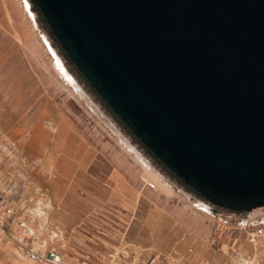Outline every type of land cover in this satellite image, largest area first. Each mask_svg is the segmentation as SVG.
<instances>
[{
  "label": "water",
  "instance_id": "1",
  "mask_svg": "<svg viewBox=\"0 0 264 264\" xmlns=\"http://www.w3.org/2000/svg\"><path fill=\"white\" fill-rule=\"evenodd\" d=\"M28 2L149 165L213 211L264 204V0Z\"/></svg>",
  "mask_w": 264,
  "mask_h": 264
},
{
  "label": "rangeland",
  "instance_id": "2",
  "mask_svg": "<svg viewBox=\"0 0 264 264\" xmlns=\"http://www.w3.org/2000/svg\"><path fill=\"white\" fill-rule=\"evenodd\" d=\"M114 173L140 205L124 202L122 187L99 188L96 195L111 194L109 204L84 211L64 230L62 211L72 208L59 210L58 197L82 198ZM0 193L10 210L0 264H49L28 259L33 248L57 253L63 264H264V204L244 216L202 211L144 167L56 70L20 0H0ZM40 196L52 218L44 224L33 210Z\"/></svg>",
  "mask_w": 264,
  "mask_h": 264
},
{
  "label": "crops",
  "instance_id": "3",
  "mask_svg": "<svg viewBox=\"0 0 264 264\" xmlns=\"http://www.w3.org/2000/svg\"><path fill=\"white\" fill-rule=\"evenodd\" d=\"M23 8V7H22ZM90 156V151H88V155L86 154V158ZM93 178L94 180H96L95 177H91ZM89 180L90 182V178H86ZM97 181V180H96ZM108 184L104 185H100V186H96L95 187V191L92 190L90 192H94V195L89 194V195H85L84 197L82 198H74V199H71V198H66L65 196H59L58 197V200H57V208L59 210H61V208H72V209H68L67 211H62L63 213V219L66 226H64V230L68 229V224L69 223H72V222H75L78 217H82L84 216V211H88L89 209H94L95 207L101 205L102 203H106V204H109V201H110V193H112L113 191V185H117L119 187H122V189L125 190V194H124V199H126L124 202H126L128 205H132V206H139V196H137V193L136 192H133V190L131 189H126L125 188V184L124 182L120 179V177L114 173L112 174L111 176V179L108 180ZM95 182V181H94ZM103 189V190H109V194L105 196V198L102 196V194H97L96 195V192H97V189ZM37 198V201L35 203V207L33 208L34 212H36V219L38 222V224H44L45 222L52 220V218H49L48 216L45 215V212L44 210L47 209L48 205H49V202L47 201V199L45 197H36ZM79 209H78V208ZM141 217V215H140ZM176 220V218H175ZM136 221H137V228L140 230V225H141V218H136ZM135 225V223H134ZM135 227V228H136ZM134 243V242H133ZM97 259H100V258H97ZM102 259V258H101ZM101 261H104V260H101ZM188 263L192 264H207V262L205 260H195V258H192L191 260H187ZM235 264H241V263H238L237 260H235L234 262Z\"/></svg>",
  "mask_w": 264,
  "mask_h": 264
},
{
  "label": "bare ground",
  "instance_id": "4",
  "mask_svg": "<svg viewBox=\"0 0 264 264\" xmlns=\"http://www.w3.org/2000/svg\"><path fill=\"white\" fill-rule=\"evenodd\" d=\"M22 7L25 11V13L27 14V17L30 21H32L34 27L37 30V27L35 25V18H34V13L30 10L29 8V2L28 0H20ZM40 31V37L43 39L45 46L47 47L49 54L52 56V60L54 62V65L56 67V70L60 73V75L63 77V79L65 81H67L71 86L74 87V89L76 91H78L82 96H84L89 103L96 107L97 112L103 117V119L106 121V124L108 125V127L117 135L118 139L126 146L127 150L132 152L134 154V156L142 163V165L144 167H149V164L147 162V160H145L142 156L141 153L132 145L128 142V139L114 126L113 123H111L97 108V105L95 103H93L89 97L87 96V94L82 90V88H80V86L78 85V83L76 82L75 78L73 77V75L68 72L61 60V58L59 57V55L56 53L54 47H52V45L50 44L49 40L47 39L46 35L41 31ZM187 196V195H186ZM192 202L194 206H196L198 209L202 210V211H206L208 208L204 205L201 204L200 202H198L196 199H192Z\"/></svg>",
  "mask_w": 264,
  "mask_h": 264
},
{
  "label": "built area",
  "instance_id": "5",
  "mask_svg": "<svg viewBox=\"0 0 264 264\" xmlns=\"http://www.w3.org/2000/svg\"><path fill=\"white\" fill-rule=\"evenodd\" d=\"M5 199L6 195L0 193V237L3 234L2 220L4 219V215H7L6 213L10 211L6 206ZM27 257L31 260L44 261L49 264H63L61 257L57 253L48 250L33 248L28 250Z\"/></svg>",
  "mask_w": 264,
  "mask_h": 264
}]
</instances>
